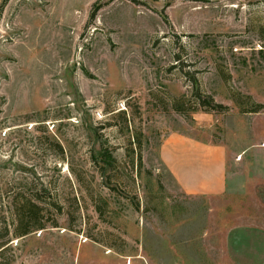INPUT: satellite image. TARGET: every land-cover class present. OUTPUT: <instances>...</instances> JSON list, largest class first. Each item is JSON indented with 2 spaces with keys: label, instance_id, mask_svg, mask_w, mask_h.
<instances>
[{
  "label": "rangeland",
  "instance_id": "1",
  "mask_svg": "<svg viewBox=\"0 0 264 264\" xmlns=\"http://www.w3.org/2000/svg\"><path fill=\"white\" fill-rule=\"evenodd\" d=\"M258 105L264 0H0V264L264 260V187L242 191L239 154L214 197L160 159L175 136L264 151ZM29 203L44 228L15 236Z\"/></svg>",
  "mask_w": 264,
  "mask_h": 264
},
{
  "label": "crops",
  "instance_id": "2",
  "mask_svg": "<svg viewBox=\"0 0 264 264\" xmlns=\"http://www.w3.org/2000/svg\"><path fill=\"white\" fill-rule=\"evenodd\" d=\"M252 146L242 148L239 153L227 147L203 143L186 136L168 139L160 150V159L178 190L189 196H219L228 192L236 181L234 171L237 167L235 157L240 155L241 188L252 192L257 187H264V151L254 150ZM246 256H252L256 249L252 241L261 240L258 227L241 228ZM256 232V233H255ZM258 250H263L260 243ZM264 255V252H256ZM249 264H264V260L247 259Z\"/></svg>",
  "mask_w": 264,
  "mask_h": 264
},
{
  "label": "trees",
  "instance_id": "3",
  "mask_svg": "<svg viewBox=\"0 0 264 264\" xmlns=\"http://www.w3.org/2000/svg\"><path fill=\"white\" fill-rule=\"evenodd\" d=\"M95 11H96V7L93 8V11L90 14V21L94 18L95 16ZM212 103V101H210ZM202 106L205 105H210V103H207L206 101H202L201 102ZM221 108V107H219ZM264 107L261 105L256 106V108L251 111L253 113H257L259 110L263 109ZM30 208H27V214L24 217V215H17V224L15 227V231H14V235L18 236V237H23L26 236L28 234H30L33 231H38V230H42L44 228V223H42L41 221H35L36 219L34 218L36 216V212L31 209V208H35L37 210H40L39 206H36L32 203H29Z\"/></svg>",
  "mask_w": 264,
  "mask_h": 264
},
{
  "label": "built area",
  "instance_id": "4",
  "mask_svg": "<svg viewBox=\"0 0 264 264\" xmlns=\"http://www.w3.org/2000/svg\"><path fill=\"white\" fill-rule=\"evenodd\" d=\"M238 159H240V157H237Z\"/></svg>",
  "mask_w": 264,
  "mask_h": 264
}]
</instances>
